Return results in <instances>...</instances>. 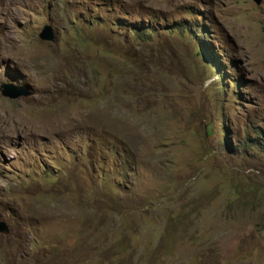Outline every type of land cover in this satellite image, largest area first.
<instances>
[{
  "label": "rangeland",
  "instance_id": "374dc122",
  "mask_svg": "<svg viewBox=\"0 0 264 264\" xmlns=\"http://www.w3.org/2000/svg\"><path fill=\"white\" fill-rule=\"evenodd\" d=\"M1 83L0 264H264V0H0Z\"/></svg>",
  "mask_w": 264,
  "mask_h": 264
},
{
  "label": "water",
  "instance_id": "95a60500",
  "mask_svg": "<svg viewBox=\"0 0 264 264\" xmlns=\"http://www.w3.org/2000/svg\"><path fill=\"white\" fill-rule=\"evenodd\" d=\"M256 5H258L261 0H253ZM38 37L42 41L53 42L54 41V31L52 27L48 24L44 25ZM0 94L2 97L8 98L10 100L19 99L22 97H28L33 94L31 89L28 86L15 85L13 83H1L0 84ZM0 234L9 235V229L5 222L0 220Z\"/></svg>",
  "mask_w": 264,
  "mask_h": 264
},
{
  "label": "trees",
  "instance_id": "16d2710c",
  "mask_svg": "<svg viewBox=\"0 0 264 264\" xmlns=\"http://www.w3.org/2000/svg\"><path fill=\"white\" fill-rule=\"evenodd\" d=\"M146 30H147V31H151L152 28L147 27ZM206 52H207V57L210 58L209 60L214 64V66H216V65L219 63L216 54H215L214 52H212V51H211V53H210L209 50H206ZM216 60H217V61H216ZM250 128L253 130V132L255 133V135H256L257 137H255V138L246 137L244 143H247V142L250 141V140H254V141H256V140L262 139V138H258V136H261V137H262V135H263V134L261 133V130H260L259 127H257V126H251Z\"/></svg>",
  "mask_w": 264,
  "mask_h": 264
},
{
  "label": "clouds",
  "instance_id": "9594fccd",
  "mask_svg": "<svg viewBox=\"0 0 264 264\" xmlns=\"http://www.w3.org/2000/svg\"><path fill=\"white\" fill-rule=\"evenodd\" d=\"M203 50H205V56H207V52H206V50H207V49H206V48H204Z\"/></svg>",
  "mask_w": 264,
  "mask_h": 264
}]
</instances>
